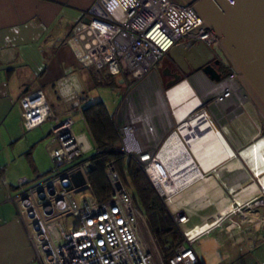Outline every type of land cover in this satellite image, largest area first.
I'll list each match as a JSON object with an SVG mask.
<instances>
[{"label": "crops", "instance_id": "obj_1", "mask_svg": "<svg viewBox=\"0 0 264 264\" xmlns=\"http://www.w3.org/2000/svg\"><path fill=\"white\" fill-rule=\"evenodd\" d=\"M91 2L0 0V264H39L25 223L8 198L19 190V179L25 177L32 182L27 178L30 171L39 178L49 173L51 167L44 171L50 160L47 150L41 144L40 149L37 146L41 138H48L50 128L45 135L38 128L46 122L51 127L55 118L25 130L19 99L36 90L54 95L58 103L50 108L60 119L66 115V107L55 93L54 83L71 74L84 94L82 105L91 102L96 95L95 86L100 83L93 68L80 63L66 43L73 28L86 20ZM194 48L189 49L182 42L169 48L163 56L167 63L162 58L133 86L127 98L131 105L129 114L132 118L150 116L154 121L158 152L167 139L177 137L198 170L197 176L190 179L192 183L177 192L174 206L187 213V227L217 222L194 242L196 264H264V211L255 202L264 189V126L249 97L243 107L239 105L238 100L247 93L237 78L232 95L221 103L215 101L218 81L209 79L199 69L192 68L189 76L173 86L166 85L165 68L173 62L188 72V57L193 62L194 57L200 56L191 52ZM200 50L203 52H196ZM155 70L159 72L158 79L153 76ZM115 77L105 74L100 85L114 86ZM117 82L123 83L120 78ZM180 83L185 84L190 95L174 104L168 92ZM131 99L139 111L145 112L138 114L133 110ZM186 104H192V108L179 119L177 111ZM78 113L82 118L81 112L73 114ZM201 114L206 117L209 131L204 132L208 152L200 159L178 129ZM79 135L90 141L88 135ZM217 139L222 144L220 148L225 146L219 154L211 152ZM237 205L239 210L232 211Z\"/></svg>", "mask_w": 264, "mask_h": 264}, {"label": "built area", "instance_id": "obj_2", "mask_svg": "<svg viewBox=\"0 0 264 264\" xmlns=\"http://www.w3.org/2000/svg\"><path fill=\"white\" fill-rule=\"evenodd\" d=\"M200 23L190 4L180 5L172 0H92L86 20L73 28L66 43L80 63L93 68L99 83L105 74L119 76L125 88L122 99L125 101L131 88L180 40L215 44V37L206 28H199L197 33L187 32ZM235 80L236 73L230 69L218 81L217 103L232 95ZM54 91L66 107V115L60 119L53 115L42 90L19 99L25 130L55 118L46 145L52 164L50 172L31 184L26 178L19 179V190L8 198L25 223L35 258L39 264H155L140 236L143 216L113 163L105 167L111 185L106 198L99 201L91 192L87 177L89 156L83 155L92 149V143L73 131L72 114L81 112L84 100L75 78L71 74L58 78ZM247 99L245 94L243 100H238L239 105L243 107ZM116 116L113 115V121L118 151L135 161L152 183L151 176L155 173L152 164L159 145L155 127L147 117H129L126 122H120ZM75 172H80L84 179L77 187L72 182ZM154 188L168 205L170 197ZM82 191L88 193L77 197ZM255 202L264 211L263 188ZM168 207L183 242L167 262L196 264L193 244L217 222L187 227V213ZM237 210L239 205L232 211ZM69 216L77 219V227L67 222ZM157 264L165 262L159 257Z\"/></svg>", "mask_w": 264, "mask_h": 264}, {"label": "water", "instance_id": "obj_3", "mask_svg": "<svg viewBox=\"0 0 264 264\" xmlns=\"http://www.w3.org/2000/svg\"><path fill=\"white\" fill-rule=\"evenodd\" d=\"M174 1L180 5L190 4L201 20L199 25L187 32L197 33L199 28H206L215 37V45L236 73L237 80L255 105L264 124V0ZM200 43L191 52L198 53L200 57L203 53H210L209 48L203 42ZM196 49H202L203 52H196ZM188 58L187 64L193 69H200L213 81L220 80V76L210 65L205 64V60L193 63ZM165 74H169L167 68ZM180 80V75L174 74L166 85L173 86ZM72 182L75 187L84 183L80 172L72 175Z\"/></svg>", "mask_w": 264, "mask_h": 264}, {"label": "trees", "instance_id": "obj_4", "mask_svg": "<svg viewBox=\"0 0 264 264\" xmlns=\"http://www.w3.org/2000/svg\"><path fill=\"white\" fill-rule=\"evenodd\" d=\"M81 113L93 144L87 173L92 194L99 201L106 198L111 185L105 174V167L108 163H113L122 182L130 189L133 201L145 219L161 259L168 264L167 259L175 248L182 244L183 237L154 184L152 185L135 161L118 151L113 116L107 111L102 100L82 105Z\"/></svg>", "mask_w": 264, "mask_h": 264}, {"label": "rangeland", "instance_id": "obj_5", "mask_svg": "<svg viewBox=\"0 0 264 264\" xmlns=\"http://www.w3.org/2000/svg\"><path fill=\"white\" fill-rule=\"evenodd\" d=\"M172 1H174V0H172ZM167 61H168L167 58L164 57L163 58V62L167 63ZM158 75H159L158 70H155L153 72V76L156 77V79H158V77H159ZM118 79H119V76H116L115 78H113V80H114V86L113 85H100L103 82L100 83V84H97L95 86V89H94V93H96V95L93 97L92 100H99V99H101L104 102L107 111H109V113L111 115H113V114L114 115H117L116 117L118 118V121H120V122H126L128 120V118L131 117L130 114H129L130 113L129 108L131 107V105H130V102L129 101H127V100L123 101L122 100L123 99V96H124V91L123 90H125V88L123 86V83H120L119 84L117 82ZM110 82H111V80H110ZM132 89H133V87L131 88L130 91H132ZM163 90L164 89H160L159 91L162 92ZM45 97H46V100H47V102H48V104L50 106H52L53 103L55 104V106L57 105V103H58L57 101L58 100H56V98H55L54 95H50V96L45 95ZM92 100H90V101L92 102ZM132 102H133V100L131 101V104H132ZM85 103H87V102H85ZM118 108H119V110H118ZM132 108H133V110L136 109L138 114L145 112V111H143V109H142V111L140 110L141 111L140 112L138 110L139 107H138L137 103L134 104V102L132 104ZM117 110H118V113L116 114ZM256 112L258 113L257 109H256ZM147 118L149 119L148 122H150L154 126V121L150 118V116L149 117L147 116ZM72 119H73V121L75 120V122H76L73 125V129H74L75 134L76 135H79L80 133H84L85 135H88V137H89L87 127H86L84 121L82 120V118L80 117L79 113L76 114V115L75 114H72ZM198 121H200V123H195V122H198ZM198 121H195L194 123H189V126L190 127H187L186 128V127H182L181 126V128H180L181 131H182V133H183V135L185 136L186 141L190 145H192V142L197 141V145H200L201 146V144H202L200 142L201 139H203L204 141L206 140V139H204V132H205V130H208L209 129L208 122H207V120L205 118H202L201 120H198ZM188 122H190V121H188ZM49 125H50L49 122H46V123L42 124V126L40 128H38L39 133L45 135V133L47 132V130L50 128ZM262 125L264 126L263 122H262ZM263 130H264V127H263ZM47 139L48 138H45V137L44 138H41L40 141L38 142L37 149H40L41 147L43 149H45L46 148L45 146L48 143V140ZM90 141H91V139H90ZM217 142H218L217 144H214L212 146L213 149H215L218 146H221L222 145L221 142L219 141V139H217ZM91 143H92V141H91ZM39 144H41V147H39ZM191 148L193 149L194 152H198L199 151L197 149V146L196 147H193L192 146ZM201 148H203V147H201ZM92 153H93V149H90L88 152H86L83 155V157L86 158V157L90 156ZM44 166H45L44 167L45 168L44 171L47 170L48 168H50L52 166L51 161L50 160H47V163ZM181 168L182 167H180V169ZM37 170H38V168H37ZM29 175H30V177H27V178L30 179V180H32V182H29V184H31V183L40 181L41 179H43L45 177L46 174L44 176H42V177L39 178V177H37V174L34 175V172L33 171H30V174ZM173 178L175 179L176 177H173ZM181 179H182L181 183L179 181H177V179H175L174 181H176V182H173V184H174L173 185V188L171 186L170 192L169 193H166L167 196L170 195V202H169L170 204H171V202L173 204L175 202V199H176V196L174 197L173 196V193H177L183 187H185V186L189 185L190 183H192L190 180H184V178H181ZM83 192H86V191H82V193H79L77 195V197H79L80 195H82ZM86 193H88V191ZM176 202H177V200H176ZM164 204H165V202H164ZM165 206H166L167 210L169 211L168 205L165 204ZM143 219H144V217H143ZM66 220L72 226L77 227V224H78L77 219L69 216V217H67ZM177 228L180 231V228L178 226H177ZM180 233H181V231H180ZM181 235H182V233H181ZM140 236H141L142 240L144 241V244H145L147 250H149L152 253L153 258H154V263L157 264V260H158L159 257H161V255H160V252H159V250H158V248H157V246L155 244L154 238H153V236H152V234H151V232H150V230H149V228H148V226H147V224L145 222V219H144V223L141 224V222H140Z\"/></svg>", "mask_w": 264, "mask_h": 264}, {"label": "bare ground", "instance_id": "obj_6", "mask_svg": "<svg viewBox=\"0 0 264 264\" xmlns=\"http://www.w3.org/2000/svg\"><path fill=\"white\" fill-rule=\"evenodd\" d=\"M168 94L171 96L172 102L174 104L177 103L178 99H180V98L183 99V98H185V97L190 95L189 91L187 90V87L183 83H180V84H177L176 86H174L171 90H169ZM191 108H192V104H186L183 107H180L179 110L177 111V117L179 119H181L183 116L187 115V112ZM202 118L206 119L204 114L196 116L193 120H191L190 122H185L181 126L182 127H186V128L190 127L189 123H194L195 121L201 120ZM195 123H200V121L195 122ZM181 126L179 127L178 130H180L181 134L183 135V133H182V131L180 129ZM207 131H209V129ZM216 135H218V134L216 133ZM185 141H186V139H185ZM200 142L202 143L201 146L197 145V141L192 142V145H190V146L191 147L192 146L193 147L197 146V149L199 151L195 152V153H196V156H198L201 159V156L203 158L205 157L203 155L208 152V148L205 149V147L203 146L204 145V140L203 139H201ZM201 147H203V148H201ZM221 148H225V146L221 147ZM221 148H220V146L215 148V149H213V147H212L211 152L219 154V151L222 150ZM152 166H153V169H154V172H155L151 176L152 183L154 184L156 189L162 195H167L166 193L170 192L171 186L173 188V185H174L173 182H176V181H174L175 179H177V181H179L181 183V181H182L181 178H184V180H190L191 178L196 177L197 174H198V170L196 169V166L194 165L192 160L186 154V151L184 150L182 144L178 141L177 137H171V138L167 139V141L159 149V152H158V154L156 156V160H155V162H153ZM180 167H182V168L180 169ZM173 177H176V178L174 179ZM176 195H177V193H173L174 197ZM169 197H170V195H169ZM176 200L177 199H175V202H176ZM169 202H170V200H169ZM175 202L173 204H172V202H171V204L168 203V205H171L172 207H174L175 204H176Z\"/></svg>", "mask_w": 264, "mask_h": 264}, {"label": "flooded vegetation", "instance_id": "obj_7", "mask_svg": "<svg viewBox=\"0 0 264 264\" xmlns=\"http://www.w3.org/2000/svg\"><path fill=\"white\" fill-rule=\"evenodd\" d=\"M179 42H182V44L184 46L187 45L189 47H194V46H198L199 44H201L200 42H202V41L182 39ZM179 42H177V43H179ZM204 44L209 48L210 53H203V55L201 57L200 56L194 57L192 59V61L194 63H199V62H202L203 60H205L206 61L205 64L210 65L214 69V72L220 76V79L225 77L226 74L228 73V70L231 69L230 66L228 65V62L226 61L225 57L223 56V54L221 53V51L219 50V48L215 44L212 46H208L206 43H204ZM205 64H203V66ZM167 69L169 70V74L165 75V82H168L169 80L173 79L174 74L180 75V77L182 78L185 76H189L190 73L193 71V69L190 65H187L188 72H185L178 65H176L173 62H171L167 66ZM201 72L203 74H205L203 71H201ZM206 76L209 78L208 75H206Z\"/></svg>", "mask_w": 264, "mask_h": 264}]
</instances>
